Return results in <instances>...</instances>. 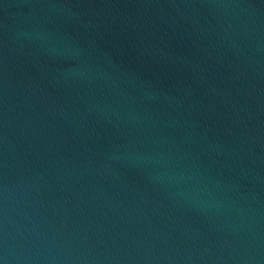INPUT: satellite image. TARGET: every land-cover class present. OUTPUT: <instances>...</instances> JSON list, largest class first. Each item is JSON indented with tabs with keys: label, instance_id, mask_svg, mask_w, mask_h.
Returning a JSON list of instances; mask_svg holds the SVG:
<instances>
[{
	"label": "water",
	"instance_id": "obj_1",
	"mask_svg": "<svg viewBox=\"0 0 264 264\" xmlns=\"http://www.w3.org/2000/svg\"><path fill=\"white\" fill-rule=\"evenodd\" d=\"M0 264H264V0H0Z\"/></svg>",
	"mask_w": 264,
	"mask_h": 264
}]
</instances>
